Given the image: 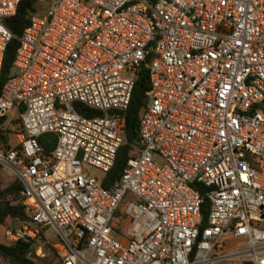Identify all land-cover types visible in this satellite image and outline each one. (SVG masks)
I'll return each mask as SVG.
<instances>
[{"label": "built area", "instance_id": "built-area-1", "mask_svg": "<svg viewBox=\"0 0 264 264\" xmlns=\"http://www.w3.org/2000/svg\"><path fill=\"white\" fill-rule=\"evenodd\" d=\"M23 1L0 0L20 131L0 166L30 217L7 239L53 231L60 264H264V0H42L2 86ZM141 66L139 143L107 189Z\"/></svg>", "mask_w": 264, "mask_h": 264}, {"label": "trees", "instance_id": "trees-1", "mask_svg": "<svg viewBox=\"0 0 264 264\" xmlns=\"http://www.w3.org/2000/svg\"><path fill=\"white\" fill-rule=\"evenodd\" d=\"M42 0H24L18 7L17 13L5 21L9 31L13 34L14 38L8 45L6 50L3 70L1 75V84L4 86L16 76L17 72L14 68V62L17 51L21 45L20 38L25 29L30 24L31 16L35 14H42L40 12V4ZM151 58L148 59L150 61ZM150 90L149 73L148 70L141 66L138 70V77L132 95V100L128 110L123 114V133L126 138L125 144L120 148L115 165L113 169L105 176L103 185L107 189H112L113 184L122 177L125 168L127 167L130 159L132 147L139 143V125L140 118L144 108L148 104V92ZM83 108V107H82ZM84 110V109H83ZM100 115L97 112L89 113L88 116ZM7 122V116H0V150L9 151L14 146L11 142L10 132L4 129ZM40 143L46 152H51L56 144L55 135H45L40 138ZM2 167L0 166V173ZM3 181L0 178V226H6L8 221L26 223L30 217L26 208L21 205H13L12 201L16 200L19 192L23 188L22 183L15 179L9 184L2 186ZM10 198V200H9ZM206 204V208H207ZM45 252L52 253V257L39 259L43 264H52L58 257L56 251L47 246ZM0 256L3 257L10 264H39L31 260L30 257L35 256V249L33 243L24 241L0 244Z\"/></svg>", "mask_w": 264, "mask_h": 264}, {"label": "rangeland", "instance_id": "rangeland-1", "mask_svg": "<svg viewBox=\"0 0 264 264\" xmlns=\"http://www.w3.org/2000/svg\"><path fill=\"white\" fill-rule=\"evenodd\" d=\"M47 6H48V3L44 2V1L41 2V4H40V12L43 11L42 14H41L42 16H45L44 14H45V12L47 10ZM18 124H19V122H18V114H17V112L16 111H11L8 114V116H7V122H6L5 126H4V129L6 131L10 132L11 137H12L11 138V142H12L14 147L18 146L20 144V140L18 138V135L20 134V131L18 129ZM94 174L96 176H101V174L99 172H97V171H94ZM0 178L3 181L2 186H5V184H9V183L13 182L16 179L14 176L8 174L7 171H3V170L0 173ZM22 224L23 223L8 221L6 226H0V244H5L6 245V244L11 243L7 239V235H6L7 231H18V230L21 229ZM44 241H45V238L43 237L40 242L42 243ZM48 241L51 242V239H49ZM55 241H57V239ZM41 243H35L34 244L35 256L36 257H30L31 260H33L34 262L39 263V264H43V263L41 261H39L38 258L44 259V258H47V257H50V256L52 257V253H50V252H46L45 253V255H46L45 257H43L42 255L38 256L37 251H38V249L40 247H42V250H43V253H44V248H46L47 246H50L48 244H46L47 246H44ZM58 262L59 261L56 258L53 263L58 264ZM0 264H5V262L2 261V257L1 256H0Z\"/></svg>", "mask_w": 264, "mask_h": 264}, {"label": "crops", "instance_id": "crops-1", "mask_svg": "<svg viewBox=\"0 0 264 264\" xmlns=\"http://www.w3.org/2000/svg\"><path fill=\"white\" fill-rule=\"evenodd\" d=\"M49 233V234H48ZM52 235V236H51ZM45 238V241H44V246H47L46 244H48V245H50L51 247H53V244L54 243H56L57 241H55L57 238L55 237V233L53 232V231H48L47 232V236L46 237H44ZM49 239H51V242L50 241H48ZM47 240V241H46ZM46 243V244H45ZM45 248H44V253H43V250H42V247H40L39 249H38V251H37V254H38V256H43V257H45L46 255H45ZM58 256V255H57ZM57 259H58V264H60V260H59V258L57 257ZM2 261H4L5 262V264H10L9 262H7L3 257H2ZM56 263V262H55ZM55 263H52V264H55Z\"/></svg>", "mask_w": 264, "mask_h": 264}]
</instances>
